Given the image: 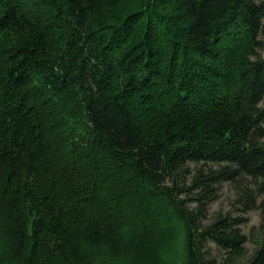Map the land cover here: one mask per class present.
<instances>
[{
  "label": "trees",
  "instance_id": "trees-1",
  "mask_svg": "<svg viewBox=\"0 0 264 264\" xmlns=\"http://www.w3.org/2000/svg\"><path fill=\"white\" fill-rule=\"evenodd\" d=\"M261 36L264 0H0V264H238L256 208L264 264Z\"/></svg>",
  "mask_w": 264,
  "mask_h": 264
},
{
  "label": "rangeland",
  "instance_id": "rangeland-1",
  "mask_svg": "<svg viewBox=\"0 0 264 264\" xmlns=\"http://www.w3.org/2000/svg\"><path fill=\"white\" fill-rule=\"evenodd\" d=\"M260 40L264 43V36H261ZM258 54L264 57V47L258 50ZM194 165H191L193 167ZM166 185L170 186L171 182H167ZM184 196H180L182 199ZM194 203H187V208L193 210ZM232 215L238 216L235 206V192L232 185L229 183H223L219 187L217 198L209 205L206 212V217L201 220L202 224L211 222L217 215ZM246 221L241 225L243 234L247 237V242L244 245V254L242 258L237 262L243 264L248 261L256 251L257 241L259 240V226L261 222V211L259 208L251 210L244 214ZM208 247L211 250V255L215 258L216 262H221L224 258L223 253L216 248L212 243H208ZM181 255H177L172 258L173 264H181Z\"/></svg>",
  "mask_w": 264,
  "mask_h": 264
}]
</instances>
